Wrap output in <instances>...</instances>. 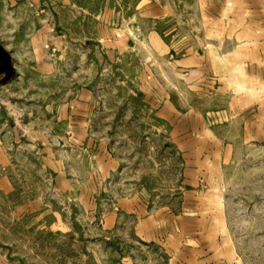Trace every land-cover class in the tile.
<instances>
[{
    "label": "rangeland",
    "instance_id": "rangeland-1",
    "mask_svg": "<svg viewBox=\"0 0 264 264\" xmlns=\"http://www.w3.org/2000/svg\"><path fill=\"white\" fill-rule=\"evenodd\" d=\"M197 1L152 0L170 9L159 18L142 16L141 0H0V146L10 161L0 165L2 264H164L120 201L179 211L183 157L156 105L175 84L186 89L170 63L185 50L168 46L200 25L189 16ZM84 87L94 93L79 118L89 146L66 127ZM99 142L117 159L107 173ZM230 153L222 184L237 262L264 264V140Z\"/></svg>",
    "mask_w": 264,
    "mask_h": 264
},
{
    "label": "crops",
    "instance_id": "crops-1",
    "mask_svg": "<svg viewBox=\"0 0 264 264\" xmlns=\"http://www.w3.org/2000/svg\"><path fill=\"white\" fill-rule=\"evenodd\" d=\"M141 1L142 16L171 14L166 5L153 3L151 7L152 0ZM196 3L198 10L189 16L192 24L197 18L200 25L190 28L188 40L168 46L185 50L170 63L174 81H184L186 89L175 84L173 93L163 91L164 98L157 99L156 105L157 114L171 124L183 157L179 211L150 208L139 198H123L120 209L135 219L140 240L159 245L164 264H238L227 227L223 167L235 146L264 140V0ZM196 32L204 35L199 37ZM48 33L45 30V36ZM37 43L43 52L45 42ZM45 65L49 70L53 67L52 63ZM93 95L91 89L82 88L67 117L66 127L76 133V140L71 141L78 145L93 143L84 140L86 123L79 120L89 110ZM192 96L202 97L205 103ZM97 145L100 169L104 173L114 170L117 159L105 142ZM9 162L7 151L0 146V165ZM119 222V211L114 210L107 225L115 227ZM131 259L126 256L122 264H133Z\"/></svg>",
    "mask_w": 264,
    "mask_h": 264
}]
</instances>
